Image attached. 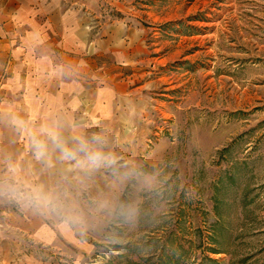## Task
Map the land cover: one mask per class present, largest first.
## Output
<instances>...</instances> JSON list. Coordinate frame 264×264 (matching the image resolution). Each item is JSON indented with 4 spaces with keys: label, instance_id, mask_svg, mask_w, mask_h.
<instances>
[{
    "label": "rangeland",
    "instance_id": "rangeland-1",
    "mask_svg": "<svg viewBox=\"0 0 264 264\" xmlns=\"http://www.w3.org/2000/svg\"><path fill=\"white\" fill-rule=\"evenodd\" d=\"M129 1L148 34L144 113L88 136L90 179L55 181L48 201L69 241L16 264H264V0ZM4 204L0 219L37 198L17 186Z\"/></svg>",
    "mask_w": 264,
    "mask_h": 264
},
{
    "label": "crops",
    "instance_id": "crops-1",
    "mask_svg": "<svg viewBox=\"0 0 264 264\" xmlns=\"http://www.w3.org/2000/svg\"><path fill=\"white\" fill-rule=\"evenodd\" d=\"M129 4L0 0V212L17 186L37 198L1 217L0 264H16L29 243L53 244L58 233L69 241L65 224L46 220L51 187L94 171L81 167L80 152L66 158L62 149L144 113L148 34Z\"/></svg>",
    "mask_w": 264,
    "mask_h": 264
},
{
    "label": "clouds",
    "instance_id": "clouds-1",
    "mask_svg": "<svg viewBox=\"0 0 264 264\" xmlns=\"http://www.w3.org/2000/svg\"><path fill=\"white\" fill-rule=\"evenodd\" d=\"M94 140L97 138H93ZM39 147V145H37ZM63 154L66 158H75L77 152H83L87 156V159L93 163L97 162L101 157L99 153H93L89 151L87 142H81L77 149H69L64 148L62 149Z\"/></svg>",
    "mask_w": 264,
    "mask_h": 264
}]
</instances>
